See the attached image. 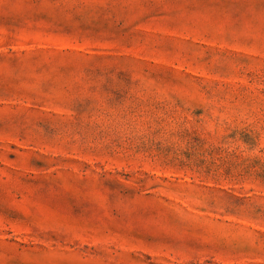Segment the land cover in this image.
<instances>
[{
  "label": "rangeland",
  "instance_id": "obj_1",
  "mask_svg": "<svg viewBox=\"0 0 264 264\" xmlns=\"http://www.w3.org/2000/svg\"><path fill=\"white\" fill-rule=\"evenodd\" d=\"M0 264H264V0H0Z\"/></svg>",
  "mask_w": 264,
  "mask_h": 264
}]
</instances>
